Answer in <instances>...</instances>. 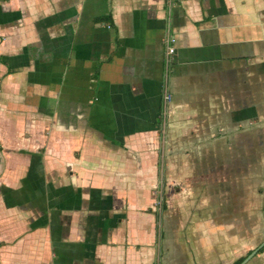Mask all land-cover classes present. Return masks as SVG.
Instances as JSON below:
<instances>
[{"label": "crops", "instance_id": "crops-1", "mask_svg": "<svg viewBox=\"0 0 264 264\" xmlns=\"http://www.w3.org/2000/svg\"><path fill=\"white\" fill-rule=\"evenodd\" d=\"M263 246L264 0H0V264Z\"/></svg>", "mask_w": 264, "mask_h": 264}, {"label": "built area", "instance_id": "built-area-1", "mask_svg": "<svg viewBox=\"0 0 264 264\" xmlns=\"http://www.w3.org/2000/svg\"><path fill=\"white\" fill-rule=\"evenodd\" d=\"M168 6H170L173 2V0H163ZM175 36L171 32H167L164 36V42H165V54H164V64H165V71H164V78L167 80V77L171 71V64H172V55L175 51ZM164 101L166 103H169L171 101V94L165 91L164 95ZM156 193H161L160 188L156 189ZM162 199L157 197L155 205L159 206Z\"/></svg>", "mask_w": 264, "mask_h": 264}, {"label": "trees", "instance_id": "trees-1", "mask_svg": "<svg viewBox=\"0 0 264 264\" xmlns=\"http://www.w3.org/2000/svg\"><path fill=\"white\" fill-rule=\"evenodd\" d=\"M165 207L163 201H161L160 206H159V211H155L156 215L158 216L160 214V211L163 210ZM259 251H264V246L259 250ZM247 255L239 258L238 260H236V262L234 264H241V262L246 258Z\"/></svg>", "mask_w": 264, "mask_h": 264}, {"label": "rangeland", "instance_id": "rangeland-1", "mask_svg": "<svg viewBox=\"0 0 264 264\" xmlns=\"http://www.w3.org/2000/svg\"><path fill=\"white\" fill-rule=\"evenodd\" d=\"M161 188H162V187H161ZM156 191H157V190H156ZM156 191H155L156 198H157V197L161 198L162 191H161V193H156ZM155 202H156V199H155ZM159 206H160V205H159ZM159 206L154 205V207H155V211H159V210H160V209H159Z\"/></svg>", "mask_w": 264, "mask_h": 264}]
</instances>
